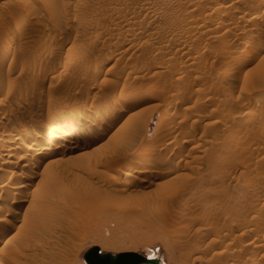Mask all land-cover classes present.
Returning <instances> with one entry per match:
<instances>
[{
    "label": "rangeland",
    "instance_id": "obj_1",
    "mask_svg": "<svg viewBox=\"0 0 264 264\" xmlns=\"http://www.w3.org/2000/svg\"><path fill=\"white\" fill-rule=\"evenodd\" d=\"M263 40L264 0H0V146L24 148L74 121L93 130L123 109L93 146L70 151L50 139L22 151L32 171L46 170L23 189L27 200L11 199L15 181L32 174L21 170L26 159L0 190V222L11 203L28 234L15 263L88 264L98 245L158 250L163 264H264V121L243 116L264 103ZM169 103L177 106L162 119ZM49 108L61 119L44 122ZM154 169L169 172L150 184ZM38 192L46 208L31 221ZM3 246L0 264H12Z\"/></svg>",
    "mask_w": 264,
    "mask_h": 264
},
{
    "label": "bare ground",
    "instance_id": "obj_2",
    "mask_svg": "<svg viewBox=\"0 0 264 264\" xmlns=\"http://www.w3.org/2000/svg\"><path fill=\"white\" fill-rule=\"evenodd\" d=\"M218 6V5H217ZM219 7V6H218ZM223 8V7H222ZM218 9H220V8H218ZM216 20V19H215ZM32 35V34H31ZM37 38V37H36ZM38 38H39V36H38ZM33 39H35V38H33ZM31 40H32V38H31ZM261 43V42H260ZM261 45V44H260ZM262 45L264 46V40L262 41ZM262 46V47H263ZM6 52V51H5ZM21 62V61H20ZM25 62V61H24ZM22 63V62H21ZM20 63V64H21ZM27 64V63H26ZM23 65V64H22ZM104 65H100V66H98V68H96L95 70V72H99V71H101V69H102V67H103ZM18 67V66H17ZM136 67H138V66H136ZM140 67V66H139ZM138 67V68H139ZM25 68H27V67H25ZM137 68V70H139V69H141L142 67H140L139 69ZM10 70V69H9ZM136 70V69H135ZM42 71V70H41ZM40 71V72H41ZM134 72V71H133ZM140 72H141V70H140ZM100 73V72H99ZM95 74H97V73H95ZM39 75H41V74H39ZM99 75V74H98ZM135 75V74H134ZM45 76V75H44ZM7 77V76H6ZM44 78V77H43ZM8 79V78H7ZM39 79V78H38ZM3 80V79H2ZM9 81V80H8ZM15 81V80H14ZM34 81V80H33ZM39 82V81H38ZM41 82V81H40ZM1 83V82H0ZM12 83L13 82H8V83H5V84H2V85H4L5 86V88H10V87H12L13 85H12ZM1 86V85H0ZM14 88V87H13ZM1 89V88H0ZM2 90V89H1ZM0 90V91H1ZM5 90V89H4ZM3 90V91H4ZM10 90V89H9ZM136 90V89H135ZM14 91V90H13ZM32 91V90H31ZM130 91V90H129ZM138 91V90H137ZM139 91H141V90H139ZM146 91V90H145ZM144 91V92H145ZM2 92V91H1ZM132 92V91H131ZM136 92V91H135ZM141 92H143V91H141ZM30 94V93H29ZM137 94H141V93H137ZM27 95V94H26ZM127 95V94H126ZM125 95V96H126ZM131 95H132V93H131ZM131 95H130V98H131ZM135 94H133L132 96H134ZM142 95V94H141ZM146 95V94H145ZM144 95V96H145ZM121 96V95H120ZM129 96V95H128ZM137 96V95H136ZM140 96V95H139ZM3 97L5 98V96L3 95ZM19 97V96H18ZM146 97H147V95H146ZM127 98V97H126ZM129 98V99H130ZM133 99H137L138 101H139V99H138V96L137 97H132ZM25 99V98H24ZM83 99V98H82ZM117 99H119V98H117ZM141 99V98H140ZM16 100H18V99H16ZM20 100V99H19ZM18 100V101H19ZM85 100V99H84ZM174 100H176V99H174ZM24 101V100H23ZM82 101V100H81ZM134 101V100H133ZM264 102V101H263ZM262 102V103H263ZM34 103V102H33ZM54 103V102H53ZM176 103V102H175ZM175 103H169V104H167V106H165V108H162L161 109V112H160V116H161V118L162 119H164V118H166L168 115H170V113H171V111L174 109V107H176L177 106V104H175ZM177 103H178V101H177ZM257 103V102H256ZM30 104V103H29ZM59 104V103H58ZM57 104V105H58ZM62 104V103H61ZM66 104V103H65ZM82 104V103H81ZM93 105V104H92ZM61 106V105H60ZM67 106V105H66ZM73 106V105H72ZM71 106V107H72ZM81 106V105H80ZM83 106V105H82ZM90 106V105H89ZM116 106H119V105H116ZM120 106H121V104H120ZM119 106V107H120ZM59 107V106H58ZM62 107V106H61ZM64 108V107H63ZM78 108V107H77ZM80 110V109H79ZM124 110H126V109H124ZM258 110H260L261 112H263L262 110H264V103L263 104H252L251 106H249L247 109H245V114L243 115L245 118V122H246V124H247V121H250V122H252V125L254 126H256V124H253V123H258V122H261V121H264V114H260V113H257V111ZM78 111V110H77ZM123 111V109H119L118 110V107L117 108H113V109H109L108 111H106V113L104 112V114H105V119H100V120H102L101 122H102V124H101V126L99 127V128H96V129H94L93 128V130H92V128L89 126V124L88 125H86V124H83V122L82 123H80V122H78V121H74V122H70V125L68 126V127H66V128H61V127H58V128H53L49 133V137H48V139L47 138H45V136L42 134V133H37L35 136H34V131H33V133L31 132L32 130H25L24 132V137H33L34 136V141H32V145L30 144H28L27 146L24 144V142H22V144H24L25 145V147L23 148L22 147V145H19V146H17L18 144H17V142H15L16 144V147L17 148H14V146H13V148H14V150H11V145L10 144H8V143H6V142H4V143H2L1 144V150H0V163L2 164V163H4V165L6 166H4L5 168H3L1 165H0V167L1 168H3L4 170H3V172H1L0 173V190H2L5 186H8L9 185V183L11 182V180H13L16 176L18 177V173H20V172H18L17 171V167H18V165H20V161L22 160V159H26V160H24V162L20 165L21 166V170H22V172L23 173H28V175H29V173H30V171H32L31 169H32V166H33V161L34 160H32V161H30L29 159H28V157H26V155L28 154H22V151L24 150V149H26V147H27V149H29V150H31V149H35L36 148V145H40V143H42L43 144V142H47V143H49L48 141L50 140V139H52V140H50V141H54V142H51V144H54V143H56V142H58V143H64V144H66L67 145V143L68 144H70V143H72V144H70L68 147H67V149H70V151L71 150H75V149H80V148H86V147H89V146H93V145H95L98 141L97 140H99L101 137H103L105 134H106V132L108 131V130H111L110 128L112 127V126H114L113 124H114V121H116L117 119H118V117H120V112H122ZM59 112H60V110L58 111L56 108L55 109H53V108H49L47 111L45 110V114H43V115H45L44 117H45V119H44V122H50V120H52V119H50V118H53V117H55L56 118V116H61L60 114H59ZM76 112V111H75ZM81 113V112H80ZM103 114V115H104ZM72 115H73V112H72ZM73 116H75V115H73ZM31 117V116H30ZM37 117V116H36ZM58 118V117H57ZM100 118V117H99ZM59 119H61V117L59 118ZM96 119V118H95ZM176 119V118H175ZM54 120H56V119H54ZM105 120V121H104ZM170 121V120H169ZM174 121H176V120H174ZM174 121L172 120L171 122H169L168 124H167V122H166V124L167 125H169V126H166V127H168V128H172V127H170V125H172V123H174ZM178 121H180V119L178 120ZM41 122H43V121H41ZM45 123V124H46ZM51 123V122H50ZM176 123H177V121L175 122V124H174V126L176 125ZM249 123V122H248ZM264 123V122H263ZM43 124V123H42ZM45 124L44 125H42V126H45ZM165 124V125H166ZM251 124V123H250ZM261 123H259V125H260ZM47 125H49V124H47ZM244 125V124H243ZM249 125V124H248ZM258 125V124H257ZM261 125H264V124H261ZM51 128H52V126H50ZM13 128V127H12ZM61 128V129H60ZM241 128V127H240ZM251 128V127H250ZM19 129V128H18ZM18 129H16L15 127L12 129V131L9 133V136L8 137H11V138H9V139H11L12 140V138H13V136H14V134L16 135V132H18ZM23 129V128H22ZM83 130V132H86V133H83V134H85L84 136H81V132H80V134L78 133V131L79 130ZM239 129V128H238ZM242 129H243V127H242ZM261 129H262V127H261ZM264 129V128H263ZM264 131V130H263ZM243 132V131H242ZM20 133V132H19ZM45 133H47V132H45ZM44 133V134H45ZM8 134V133H7ZM248 134V133H247ZM19 135V134H18ZM87 135V136H86ZM239 135H241V134H239ZM246 135V134H245ZM20 136V135H19ZM22 137V136H21ZM237 137H239V136H237ZM15 138V137H14ZM240 139H244V137L242 138V135H241V137H239ZM11 140H5V141H11ZM14 140V139H13ZM183 141V140H182ZM185 141V140H184ZM12 142V141H11ZM21 142V141H20ZM102 144H104L105 143V141H104V143L103 142H101ZM45 144V143H44ZM23 145V146H24ZM57 146H55V147H46L47 148V150L46 151H44V153H43V157L44 156H46V155H50V156H52V155H55L56 153H58V152H60L59 151V149L60 148H58V147H60V144H56ZM62 145V144H61ZM48 146V145H47ZM54 146V145H53ZM65 146V145H64ZM102 146V145H101ZM100 146V147H101ZM41 147H42V145H41ZM40 147V148H41ZM99 147V143H98V145H96V146H94V149H97ZM39 148V147H38ZM38 148H36V149H38ZM63 148H66V147H63ZM92 148V147H91ZM194 148V147H193ZM192 148V149H193ZM83 149V151H78L77 152V156L79 155V154H83V153H85V152H87L86 154H85V156L88 154V152L90 151V149L89 150H84ZM93 150V149H92ZM26 151V150H25ZM69 151V152H70ZM36 152V151H35ZM68 152V151H67ZM63 153V152H62ZM66 153V152H65ZM79 153V154H78ZM73 155L75 154V153H72ZM32 155V154H31ZM41 155V154H40ZM135 155V154H134ZM28 156V155H27ZM37 156V155H36ZM42 156V155H41ZM47 156V157H48ZM58 156V155H57ZM65 156V155H64ZM68 156V155H67ZM66 156V157H67ZM70 156H71V154H70ZM69 156V157H70ZM30 157V156H29ZM63 157V156H62ZM62 157H60V160H61V158ZM106 157H107V155H106ZM58 158V157H57ZM65 158V157H64ZM109 158V157H108ZM141 158V157H140ZM31 159V158H30ZM33 159V158H32ZM39 159V158H38ZM55 159H56V157H55ZM77 159V158H76ZM94 159V158H93ZM98 159V158H97ZM137 159V158H136ZM49 160V159H48ZM56 160H58V159H56ZM60 160H59V162H60ZM102 160V159H101ZM100 160V161H101ZM139 160L140 159H138L137 160V164H140V162H139ZM36 161V160H35ZM46 161V160H45ZM54 161V159H51V160H49V163L51 164V162H53ZM98 161H99V159H98ZM97 161V162H98ZM143 161V160H142ZM39 162V160L37 161V164L36 165H39L40 166V162ZM48 161H46V163L45 164H48L47 163ZM63 162V161H62ZM143 162H145V161H143ZM41 163H42V161H41ZM54 163H56V161L55 162H53V164ZM134 163H136V161L134 162ZM133 163V164H134ZM44 164V165H45ZM99 164H101V162H99ZM144 164V163H143ZM142 164V165H143ZM146 164V163H145ZM134 165H136V164H134ZM141 166V165H140ZM139 166V167H140ZM43 167V166H42ZM51 167V166H50ZM54 168V167H53ZM18 169H20V168H18ZM40 169V168H39ZM39 169H37V170H35V172H34V170L32 171V174H30L29 176H28V178H26L25 180L24 179H21V180H17V181H15V184L14 185H12L11 187H13L14 188V190L12 191L13 192V198L11 197V199L14 201V203H17L19 200H21V199H24V200H27L25 197H23V193H22V191H23V189H31L30 188V186H32L34 183H33V179L37 176H39L40 177V175H41V180L39 181V183L41 182V181H44V180H42L43 179V177H44V173H45V170H46V165H45V168H43L42 170H39ZM45 169V170H44ZM47 170H50V168L48 169L47 168ZM97 171H98V169H96ZM141 170V169H140ZM143 170V172L145 171H147V169H142ZM137 171H138V169H137ZM21 172V173H22ZM141 172V171H140ZM142 172V173H143ZM169 172V170L167 169V170H152V171H148V174H146V176L148 175V178H146V180H149V176H151V175H155L156 177H160V176H164V175H166L167 173ZM21 173H20V175H21ZM34 173V174H33ZM24 175V174H23ZM31 175H33V176H31ZM142 175V174H141ZM144 176H145V174H144ZM145 176V177H146ZM23 177V176H22ZM25 177H26V175H25ZM36 177V178H37ZM54 177V176H53ZM107 177H109V176H107ZM21 178V177H20ZM141 178H143V180L142 181H144L145 179H144V177H141ZM140 178V179H141ZM151 178H153V177H151ZM19 179V178H18ZM140 179H138L139 180V182H140ZM38 181V180H37ZM45 181H47V179L45 180ZM151 181H152V179H151ZM147 182V181H146ZM153 182H154V180H153ZM153 182H150V180H149V183L150 184H152ZM12 183V182H11ZM38 182H37V185L39 184ZM42 183V182H41ZM69 184H71V183H69ZM41 185V184H40ZM45 185V184H44ZM10 186V185H9ZM34 186V185H33ZM149 186V185H148ZM39 188V187H38ZM42 188V187H41ZM43 189V188H42ZM4 190H6V188L4 189ZM9 190V189H8ZM33 190V189H32ZM35 190H36V188H35ZM38 190V189H37ZM10 191V192H11ZM29 191V190H28ZM45 191V190H44ZM43 190H42V192H44ZM7 192H9V191H7ZM11 192V193H12ZM36 192V191H35ZM3 193V192H2ZM33 193H31L30 195H32ZM45 194V193H44ZM43 194H41V193H35V196H33V198H31L32 200H29V203H30V201H32V204L34 203V205L36 206V210H35V215L33 216V218L31 219V221H35V220H37L39 217H41L42 215H43V213L45 212V203L43 202L44 200H45V197L43 198ZM30 199V198H29ZM6 203V202H5ZM8 204V203H7ZM13 205V204H12ZM4 207V206H3ZM5 208H7V210H8V213L11 215V218H9V215L8 216H5V219H3V221H5V223L4 222H0V245H3L4 244V246H3V249L2 250H5L6 252H4L7 256H8V258L11 260V262H12V264H17V263H15L16 262V259H17V257H19L20 256V254H19V251H18V249L20 248L19 247V245H20V243L22 242V243H25L26 242V240H27V238H28V234H27V231H26V228L24 227V228H20L21 226H20V224H15L14 225V221L15 220H17V219H19L20 220V218H16V216L18 215V212L16 211V209H15V207L14 206H11V203H10V205H5ZM20 214V213H19ZM23 215V214H22ZM13 217V218H12ZM23 217H24V215H23ZM22 219V218H21ZM23 219H25V220H23V223H21V224H23L24 226H26V225H28L29 223H28V220L24 217ZM15 226V230L13 231V232H10L8 235H6L7 234V232H9V231H11V229H9V227L10 226ZM8 229H9V231H8ZM14 229V228H13ZM13 239L15 240V241H13ZM19 240V241H18ZM252 242V241H251ZM259 243V242H258ZM250 244H252V243H250ZM255 244V243H254ZM257 245V244H256ZM21 246V248H25V246L23 245H20ZM30 246V245H29ZM251 246V245H250ZM259 246V245H258ZM257 247V246H256ZM21 248H20V251H21ZM155 249V248H154ZM157 250V249H156ZM158 251V250H157ZM157 251H153V252H151V253H149V254H147L151 259H153L154 260V263L155 264H161L162 263V261H163V258H162V256H161V254L159 253V252H157ZM0 252H1V250H0ZM256 258V257H255ZM254 258V259H255ZM255 261H256V259H255ZM254 262V261H253ZM257 262V261H256ZM260 262V261H259ZM163 264V263H162Z\"/></svg>",
    "mask_w": 264,
    "mask_h": 264
},
{
    "label": "water",
    "instance_id": "obj_3",
    "mask_svg": "<svg viewBox=\"0 0 264 264\" xmlns=\"http://www.w3.org/2000/svg\"><path fill=\"white\" fill-rule=\"evenodd\" d=\"M85 260L88 264H141L154 263L148 255L138 251H105L98 245L89 247L85 254Z\"/></svg>",
    "mask_w": 264,
    "mask_h": 264
}]
</instances>
